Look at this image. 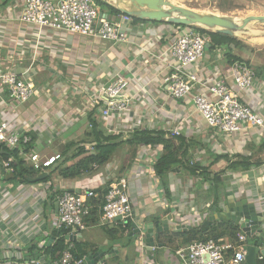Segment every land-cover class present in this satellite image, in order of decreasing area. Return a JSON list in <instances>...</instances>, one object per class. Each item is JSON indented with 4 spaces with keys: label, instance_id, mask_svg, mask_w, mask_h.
Listing matches in <instances>:
<instances>
[{
    "label": "crops",
    "instance_id": "1",
    "mask_svg": "<svg viewBox=\"0 0 264 264\" xmlns=\"http://www.w3.org/2000/svg\"><path fill=\"white\" fill-rule=\"evenodd\" d=\"M23 10V0H0V73L10 70L26 75L34 81L37 92L27 102L18 103L8 87H0V116L11 130L31 136L30 151L61 153L63 158L47 177L33 180L40 173L29 162H24L25 168L36 173L21 179L13 166L10 170L4 166L6 160L0 153V258L58 257L53 250L60 235L55 224L58 193L91 188L100 194L121 177L128 180L135 222L181 225V229L162 231L156 253L147 251L146 255L145 250L144 259L140 257L142 244L138 236L132 237L135 242H128L130 227L123 232L120 224L101 226L98 217H90L86 229L73 234L72 229L65 236L67 249L76 254L80 245L85 252L82 257L73 253L75 257L85 259L89 252L103 249L107 254L112 252L111 264H180L174 250L195 240L187 241L193 231L203 236L224 233L218 236L221 243L237 239L229 235L232 228L238 230L237 234L245 233L237 223L215 218L214 207L222 208L228 192H232L237 201L246 199L264 211V137L254 127L224 133L209 126L192 100L196 91L207 94L203 87L194 88L184 99H176L160 84L169 70L158 54L178 34L177 27L165 22H133L130 40L113 43L26 23L21 18ZM104 11L112 18L118 16ZM239 51L247 52L249 57L242 58L255 67L264 66L260 51L244 47L236 53ZM35 52L37 57L33 58ZM230 66L224 51L209 47L191 70L197 71L202 81L214 82L227 77ZM118 70L139 79V84L133 83L136 90L145 83L148 90L139 93L124 117L113 119L120 125L112 131L105 125L102 106L86 101V95ZM258 75L264 82V74ZM227 81L233 84L231 78ZM243 98L264 114V86L244 92ZM178 119L184 120L182 135L166 139L177 149L175 159L179 160L159 174L156 164L167 152L164 144H136L129 139L142 131L164 133L176 126ZM97 139H112L110 143L115 144L108 161L79 174L76 171L74 176L64 175L63 170L75 168L81 157L96 153ZM79 146L86 153L80 155ZM245 160L250 164L248 168H235ZM216 176L222 180L217 195L211 190ZM257 243L248 237V245ZM260 248H264L263 242ZM102 259L98 258L96 264ZM105 264H109L108 259Z\"/></svg>",
    "mask_w": 264,
    "mask_h": 264
},
{
    "label": "built area",
    "instance_id": "2",
    "mask_svg": "<svg viewBox=\"0 0 264 264\" xmlns=\"http://www.w3.org/2000/svg\"><path fill=\"white\" fill-rule=\"evenodd\" d=\"M23 1L21 18L26 23L72 34L99 37L113 43L127 42L131 38L129 30L134 18L123 13L114 18L109 15L103 18L101 15L105 11L96 0ZM176 27L178 34L169 39L167 48L158 54V58L165 64V69L169 70L161 78L160 84L166 86L169 95L176 99H184L191 95L194 88L203 87L207 94L196 91L192 100L196 110L209 126L224 133H239L247 127H254L260 130V136L263 138L264 114L256 111L243 98L244 92L264 86L253 65L246 60H236L231 64L227 77L214 82H204L199 78L198 72L191 69L204 57L208 37L195 27ZM217 49L219 53L223 52L221 48ZM36 57L35 52L33 58ZM227 78H231L233 84H230ZM132 79L126 76L124 71L118 70L106 82L99 83L94 91L86 95V101L102 106V117L109 130H117L120 124L113 122V119L124 117L133 107L139 93L144 94L148 90L146 83L138 85L136 90L133 83L139 84L140 81L136 76ZM0 87H8L13 100L18 103L27 102L37 92L33 80L10 70L0 73ZM178 121L176 126L164 130V138L182 135L184 120ZM30 141L31 136L28 133L11 130L9 123L0 116V145L20 149V145H28ZM21 156L39 173L51 170L55 163L63 158L61 153L45 155L33 150H21ZM12 162L13 158L9 157L4 166L10 170ZM99 196L100 194L91 188L64 189L59 192L55 216L58 230L74 229L73 234L75 230L86 229V220L92 216L94 207H98L97 216L101 226L135 222L128 180L125 177L112 181L103 195L102 206L95 204ZM117 217L121 219L116 221ZM247 245L246 233L238 234L234 241L222 243L209 237L206 240H193L187 246L177 248L175 255L180 264H240L245 260ZM141 248L140 257L145 259V250L146 255L147 251L154 255L158 247L154 245L148 250L142 243ZM70 249L64 250L60 257L54 259H47L45 256L32 259L0 258V264H82L84 258L75 257ZM258 257L261 261L264 255Z\"/></svg>",
    "mask_w": 264,
    "mask_h": 264
},
{
    "label": "water",
    "instance_id": "3",
    "mask_svg": "<svg viewBox=\"0 0 264 264\" xmlns=\"http://www.w3.org/2000/svg\"><path fill=\"white\" fill-rule=\"evenodd\" d=\"M123 14H127L134 19L144 20L148 22H165L174 25H184L187 27H201L203 29L238 37L239 33L249 31L251 23H264L263 15H247L243 18L237 19L234 16L224 15L211 11L194 10L185 7L181 4H175L171 0H103ZM101 16L106 17L103 13ZM211 47L210 41L206 44V50ZM0 153H4L0 150ZM50 171L42 172L36 175L33 180L44 179L49 175ZM56 211L58 210V203L56 202ZM222 208L214 207L215 218L220 221H233L237 223L240 229L247 234L251 241H258L257 245L249 244L246 247L245 260L240 264H261L259 255H264V248L260 245L264 244V211L257 210L254 204H249L246 199L237 201L232 192H228L227 202L221 205ZM117 217L115 220H120ZM124 226H129L128 222L121 223ZM181 225H168L159 222H132L131 237L138 236V242L144 243L147 249L150 250L152 246L156 245L159 240V234L162 231H176L181 229ZM75 236V235H74ZM53 239V238H52ZM51 239V240H52ZM75 239V237H74ZM137 242V241H136ZM140 244V243H139ZM160 247L162 243H158ZM112 255L99 249L97 252H89L85 256L82 264H96L97 259L103 257L98 263L102 264L107 261ZM100 256V257H99Z\"/></svg>",
    "mask_w": 264,
    "mask_h": 264
},
{
    "label": "trees",
    "instance_id": "4",
    "mask_svg": "<svg viewBox=\"0 0 264 264\" xmlns=\"http://www.w3.org/2000/svg\"><path fill=\"white\" fill-rule=\"evenodd\" d=\"M96 1L101 6V8L103 10L108 9L112 13H115L116 15L122 14L120 11H118L117 9H115L114 7H112L111 5L106 3L105 1H103V0H96ZM134 22L135 23H141V22L146 23L148 21L134 19ZM153 23H160V22H153ZM175 26H182L184 28L187 27L184 25H175ZM195 28L208 37V39L211 43L210 49L221 48L224 51V55L226 56V58L230 64H232L236 60H245L242 58V56H239V52L236 53V51L233 50L234 47L243 48L242 45L245 46V44L239 43L240 41H239L238 37H233L230 35L215 33V32L203 29L201 27H195ZM262 54H264V53H262ZM246 61L249 62L248 60H246ZM255 69H256L258 74H264V66L263 67H255ZM105 140L107 142L98 141V139H97V143L95 145L96 153H93L91 155L88 154L85 157H81V159L78 161L75 168H71V169L66 168L63 170V172H64L63 174L66 176H68V175L74 176L76 174L75 173L76 171L79 174L81 172V170H91V169L96 168L97 166H99L101 164L106 163L108 161V159L110 158L112 151L114 150L115 144L110 143L112 141V139L111 140L105 139ZM129 140H130V142H133L136 144H139V143L140 144L143 143L145 145H149V144L153 145L156 143H163L164 144V146L167 149V152L163 155V157H161L159 162L156 164V170L159 174H162L165 170L172 167L173 164H175L179 160V159H175L176 157H178L177 149H175L173 147L171 140L164 138L163 133H152L150 131L137 132L133 136V138H130ZM79 149H80L79 150L80 155L83 153H86L83 146H79ZM0 150H2L4 152L1 155H2V157H4L5 160H7L9 157L13 158V162L11 163V166H13L14 172H16L17 176H20L21 179H24L25 176L34 175V173H36L35 170L28 171L25 168V165H24L25 160L21 156V150L24 152H29L31 150V146L22 144L20 149L19 148L11 149L7 146L0 145ZM69 150H66L65 153H67ZM249 166H250V164L248 163L247 160H245V161L240 163V166L235 165V168H238V167L248 168ZM213 182H214L215 186L212 187L211 190L214 191L217 195V194H219V189L222 187L221 177L216 176L213 179ZM106 192L107 191L100 193V196L98 197L97 202L95 201V204L102 206L103 195ZM97 210H98V207H94V211H93L92 216H91L92 218H94V220L98 217L97 216ZM88 221L89 220L87 219L86 222H88ZM130 224H131V222L129 223V226H126V227L123 225H120L121 230L122 231L126 230L128 227H130ZM69 230L70 229L60 230V235L58 236L59 238H58V240H56V243L53 246L54 253H58V255H57L58 257H60L62 252L65 249H67V245L65 244V236H66V234H68ZM118 232L119 231H117L116 233H118ZM237 233H238V230L236 228H232L231 232H229V235L236 239V238H238ZM223 234L224 233H222L220 235H223ZM220 235H218V236H220ZM218 236H215V235L203 236V235H200L199 233H197L196 231H193L192 236L190 238H188L187 241L190 242L191 240H193V238H196L195 240H200V239L206 240L209 237H212L218 241ZM128 239H129V241H128L129 243L131 242V240L133 241L132 237H129ZM81 248L82 247L80 245H78L77 246L78 252L76 254L73 252L77 257H82L85 254V252L83 250H81ZM260 262H261V264H264V257Z\"/></svg>",
    "mask_w": 264,
    "mask_h": 264
},
{
    "label": "rangeland",
    "instance_id": "5",
    "mask_svg": "<svg viewBox=\"0 0 264 264\" xmlns=\"http://www.w3.org/2000/svg\"><path fill=\"white\" fill-rule=\"evenodd\" d=\"M176 4H183V6L194 10L211 11L224 15L234 16L237 19L243 18L247 15H263L264 14V0H173ZM108 13L112 12L108 10ZM255 35V36H253ZM264 36V23H251L249 25V31L239 33V43L244 48H252L253 50L264 53V44L259 41H251L253 37ZM241 48L234 47V50H240ZM239 56L249 57L247 52L239 51ZM252 64V63H251ZM255 68L254 64H252ZM48 225H52V219H49ZM114 227V224H111ZM86 235V233H85ZM126 240V239H125ZM135 242V239L134 241ZM175 252V250H174ZM156 253V252H155ZM114 259L109 258L108 263L111 264Z\"/></svg>",
    "mask_w": 264,
    "mask_h": 264
},
{
    "label": "bare ground",
    "instance_id": "6",
    "mask_svg": "<svg viewBox=\"0 0 264 264\" xmlns=\"http://www.w3.org/2000/svg\"><path fill=\"white\" fill-rule=\"evenodd\" d=\"M155 1V0H154ZM253 36H255V35H253ZM251 41H259L260 43H262V44H264V36H260V37H253L252 39H251Z\"/></svg>",
    "mask_w": 264,
    "mask_h": 264
}]
</instances>
